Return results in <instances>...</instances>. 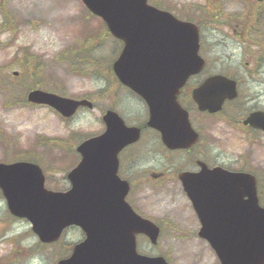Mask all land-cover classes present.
I'll return each mask as SVG.
<instances>
[{"label": "rangeland", "instance_id": "rangeland-1", "mask_svg": "<svg viewBox=\"0 0 264 264\" xmlns=\"http://www.w3.org/2000/svg\"><path fill=\"white\" fill-rule=\"evenodd\" d=\"M149 1L198 22L201 52L209 63L206 72L217 70L238 80L239 98L226 104L225 111L209 115L193 108L190 117L203 132L199 149L212 164L247 169L259 177L264 205V137L222 122L227 112L237 116L264 108V1ZM121 48L122 42L82 0H0V162L36 161L48 188L66 190V174L78 159L76 145L104 129L102 110L114 107L128 121L143 124L145 103L122 90L112 71ZM196 81L194 77L189 84ZM36 87L89 98L95 108L63 118L51 107L26 100ZM184 102L192 105L189 97ZM141 140L131 150L148 159L151 184L146 204L136 189L130 198L139 200L140 212L160 224L162 232L156 245L138 237L139 251L162 254L169 264H220L208 241L198 235L200 224L175 176L183 155L168 151L151 130ZM155 175L160 180L154 181ZM83 236L70 227L57 242H41L27 218L10 213L0 190V264H56Z\"/></svg>", "mask_w": 264, "mask_h": 264}, {"label": "water", "instance_id": "water-1", "mask_svg": "<svg viewBox=\"0 0 264 264\" xmlns=\"http://www.w3.org/2000/svg\"><path fill=\"white\" fill-rule=\"evenodd\" d=\"M83 1L106 21L115 36L124 40L113 68L119 79L149 104L150 124L162 129L169 147L194 143L198 136L177 94L186 79L204 65L197 25L150 5L148 0ZM236 95V82L222 75L208 78L194 91L200 109L210 111H217L226 98ZM28 100L53 106L67 117L80 105L92 107L88 100L42 89L31 90ZM172 119L177 122H170ZM105 120L106 131L78 147L83 158L69 174L73 186L68 191L47 189L37 163L0 162V188L8 207L13 214L28 218L44 242L57 240L70 224L82 227L86 238L75 245L70 257L57 264H168L163 256L137 251L136 235L144 233L157 243L160 227L132 209L125 200L128 186L107 185L106 179L112 174L99 169L98 160L116 158L119 149L138 139L140 128L127 127L113 111L106 113ZM245 123L264 130V112L252 113ZM168 126L176 127V132L168 133ZM210 173L211 194L205 204L192 183L185 180L203 222L200 235L212 244L221 264H264V207L259 204L255 176L222 168Z\"/></svg>", "mask_w": 264, "mask_h": 264}, {"label": "flooded vegetation", "instance_id": "flooded-vegetation-1", "mask_svg": "<svg viewBox=\"0 0 264 264\" xmlns=\"http://www.w3.org/2000/svg\"><path fill=\"white\" fill-rule=\"evenodd\" d=\"M208 65H209V63H208V59H207L204 70L201 73L194 75L190 78V79H193L194 77H197V78H199V81H196L194 84L190 85L189 84L190 79L188 80L186 85L181 90V93L179 95L180 100L184 101V100H186V97L192 98L193 88L197 87L205 78H207L211 75H214V74L222 73V72H219L217 70L216 71L208 70V72H206ZM206 73H207V75H206ZM200 74H202V75L205 74V76L203 78H200L199 77V76H201ZM223 74H225V73H223ZM236 100H238V99H235L232 101H226L225 105L228 103L230 104L232 102H235ZM193 103H194V101H193ZM194 106L196 107L195 103H194ZM257 109H261V107L253 108L250 111L257 110ZM203 113H206V112H203ZM145 114L148 118V116H149L148 107L145 111ZM247 114H240V115L234 116L233 114L227 112V114L223 118L222 122H226L227 124H228V122H234L236 125L240 126L243 122V119L247 116ZM103 115H104V112L101 113L102 119H103ZM122 116H123V114H122ZM123 117H124L125 122H131V121H128L125 116H123ZM147 121L148 120L141 121V122H145L143 125H141L142 126V136L144 135L145 130L149 129V130L153 131L157 135V137H159V139H161L160 133L156 129L146 127ZM135 122H137V121H135ZM243 127L248 129V130H253L254 132H256V134L261 133L260 130L254 129V128L250 127L249 125L248 126L243 125ZM195 128L200 132V137L202 138L201 141H203L204 138H203V132H202L201 128L196 126V125H195ZM208 130H209V128H208ZM209 131H211V130H209ZM200 145H201V143L196 144L189 149L178 150L179 154L183 155V159L185 158V162H184V165H182V162H183V159H182V161L180 163L181 166L179 168H177V172H176L177 179H178V173H180L181 171H184V170L185 171H199L200 170L199 160H204L210 166L213 165L209 161L210 156L207 153H205L204 150L199 149ZM132 147H133V144L127 145L118 153L117 175L120 177V179H122L123 181H127L130 184V192L131 193L135 189H136V191L138 190L140 192L138 199L142 200V203L144 205V204H146V200L148 199L146 191L149 190V187L151 184L150 183V180H151L150 167L147 165L148 163L145 162V160H148V159L138 155L137 152L132 151L131 150ZM160 178H161V176H156V175L153 176L154 181H158V180H160ZM180 183H181V181H180ZM128 197H129V195L127 196V198ZM139 200L135 201L132 199L129 202L131 203V205L134 208L139 209L140 208Z\"/></svg>", "mask_w": 264, "mask_h": 264}]
</instances>
